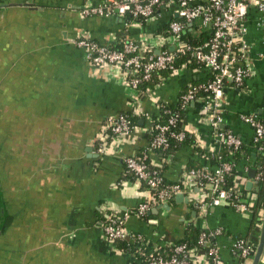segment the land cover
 I'll return each instance as SVG.
<instances>
[{"label":"crops","instance_id":"crops-1","mask_svg":"<svg viewBox=\"0 0 264 264\" xmlns=\"http://www.w3.org/2000/svg\"><path fill=\"white\" fill-rule=\"evenodd\" d=\"M103 1L0 0V264H143L134 253L105 243L100 223L109 214L131 212L149 199L124 165L126 158L147 149L148 139L133 135L115 150L98 154L96 142L104 121L129 113L134 96L116 68L90 67L75 43L79 37L108 45H119L124 36L149 40L163 34L177 15L164 9L143 22L79 15L81 7ZM256 19L254 15L246 21L245 38L253 49L250 76L243 88L225 86L220 113L221 129L242 142L234 185L252 206L258 194L254 181L247 186L248 174L261 152L253 144L252 124L242 117L264 122V37ZM209 77L204 68H187L170 76L154 95L174 107L182 92ZM203 96L185 110L191 142L163 164V176L170 183L178 180L183 166L212 169L217 164L194 146L196 140L213 145ZM140 106L153 116L158 113L149 98ZM147 124L138 121L140 128ZM149 158L159 163L162 157L151 152ZM188 196L195 199L199 192L191 188ZM175 197L168 209L156 215L151 210L147 221L133 215L127 220V230L142 235L139 247L146 255L172 246L188 220L200 230H223L208 245L219 248L225 264H243L232 250L236 238L256 248L262 210L253 215L222 202L202 214L187 196V202Z\"/></svg>","mask_w":264,"mask_h":264},{"label":"built area","instance_id":"built-area-1","mask_svg":"<svg viewBox=\"0 0 264 264\" xmlns=\"http://www.w3.org/2000/svg\"><path fill=\"white\" fill-rule=\"evenodd\" d=\"M164 9H172L178 20H170L163 34L149 40L137 42L124 36L119 45H108L79 37L75 43L83 50L84 59L90 67L116 68L134 96L129 100V113L108 117L104 121L96 142L98 154L102 155L110 149L115 150L123 140L133 135L148 134L151 137L145 151L124 160L126 172L145 186L149 199L139 203L131 212L107 215L100 223L101 238L114 248L118 241L136 242L138 249L145 255V258L141 259L143 264H225L219 256V248L216 245H208L209 240L223 234L221 228L202 230L200 233L197 244L206 248V252L196 250L192 253L184 245L172 244L166 250L146 255L139 247L142 235L131 233L125 224L132 215L144 221L143 217L148 215L153 207H161L177 195L190 198L194 209L202 214L222 202L229 203L236 211L253 213L255 205L248 203L235 185L225 186V176L234 166L229 158L241 153L243 147L240 139L234 134L221 129L223 117L220 113L225 86L230 83L236 88H243L250 76L253 49L252 44L245 38L246 21L253 10L257 18L256 27L261 29L264 37V0H104L96 6H83L78 13L83 18L119 17L143 22L159 16L160 11ZM188 34L196 43L188 41ZM184 54L189 56V64L193 63L206 69L210 80L188 87L178 104L181 110L185 111L190 103L202 96L199 94H204V120L213 132V145L206 147L196 140L195 147L203 157L213 159L217 164L212 169L208 166H183L178 180L165 185L161 167L171 156L154 163L149 155L155 150L167 149L169 139L181 144L190 133L185 126L181 131H174L180 120L179 114L175 109H166L167 104L157 100L154 91L170 76L187 69L185 64L179 68L174 66L176 58ZM161 71H169V74L161 77L159 84L143 89L140 87ZM144 98H149L154 103L157 115L143 111L140 105ZM160 114L167 116L165 123L156 122L154 119ZM131 118L146 120L148 124L146 128H140L133 124ZM242 119L252 124L253 144L260 152L264 151V125L253 116ZM224 149L225 157L220 154ZM191 188L199 192L195 199L188 196ZM184 223L186 226L191 224L189 220ZM232 250L244 264L252 259L255 249H252L247 239L236 238Z\"/></svg>","mask_w":264,"mask_h":264},{"label":"trees","instance_id":"trees-1","mask_svg":"<svg viewBox=\"0 0 264 264\" xmlns=\"http://www.w3.org/2000/svg\"><path fill=\"white\" fill-rule=\"evenodd\" d=\"M173 20H178V19L174 18ZM187 36H188L187 37L188 41H190L191 43H196L195 42L196 40H194V39L192 40V38L189 34ZM190 61L191 60H190L189 56H187L186 54L180 55L179 57L176 58L174 66L176 68H179L181 65L185 64L187 68H192V69L202 68L201 66H198V65L193 64V63H190V64H192V65H190L188 63ZM168 74H169V71L158 72L153 76L151 81L144 83L140 87H142V89H143V88L148 87V86L157 85L160 82V78L166 77V76H168ZM209 80H210V77H209L208 81ZM184 93H185V91L181 93V95L178 98V101L180 100V97L182 95H184ZM200 95L203 96L204 94H199V96ZM165 108L168 110H171V111H174V109H175L179 114L180 120H178V123H177L174 131L183 130V128L186 124V122H185V111L183 109L181 110L178 103L174 107H172L170 105H166ZM154 119L156 120V122L165 123V121L167 120V116L160 114L158 118H154ZM131 120H132L133 124L138 125L139 119L131 118ZM262 124L264 125V122H262ZM144 135L146 136V138L149 141L151 137L148 134H144ZM189 142H191V139L189 138V136H186L184 141L181 144L177 143L176 141H174L172 139H169L167 149L155 150V151H153V153L157 154V155L161 154L162 158H166V157L172 156L175 153V151L182 144L189 143ZM194 146H195V142H194ZM262 146L264 147V142H263ZM196 149H197V151L200 152V150L197 147H196ZM220 154H221V156L225 157L226 156L225 149L220 151ZM239 154L240 153H237L234 155V157L229 158L230 160L232 159L234 166H233L232 171L228 175L225 176V186L226 187H231L234 185V180L236 178V161H237V157L239 156ZM161 169H162V171L164 170V165L161 167ZM129 177H131V175H129ZM253 180H254V188L258 194V203L255 204L254 211H253V215H254V214H256L257 210H262V208H263V200H264V151H262L260 154H257L256 164H255V175L253 177ZM163 182L165 185L166 184L167 185L172 184V183L168 182L165 178H164ZM141 185L143 188H145V186L142 183H141ZM148 217L149 216L146 215L145 217H143V220L147 221ZM201 232H202V230L197 229L193 224H189L184 229V231L181 235V238L179 240H177L174 244L184 245V246H186V249H188L192 253H194L196 250L206 252V248H204L202 246L200 247L197 244L198 238H199V235ZM116 246L121 251L134 253L138 259H144L145 258V255L138 249L136 242L134 243L132 241H118L116 243ZM170 253L171 252L169 251V254Z\"/></svg>","mask_w":264,"mask_h":264},{"label":"water","instance_id":"water-1","mask_svg":"<svg viewBox=\"0 0 264 264\" xmlns=\"http://www.w3.org/2000/svg\"><path fill=\"white\" fill-rule=\"evenodd\" d=\"M254 175H255V169H251L250 173L248 174V177L251 179V181L247 183V186L250 187L252 185L254 181L253 180ZM175 198L178 201H185V202L188 201V199L185 198L184 195H177ZM161 208L168 209V204H164L161 207L157 206L156 208L152 209L151 212H153L156 215ZM263 256H264V204H263V209H262V220H261V225L259 229L258 242L254 250L250 264H261Z\"/></svg>","mask_w":264,"mask_h":264},{"label":"rangeland","instance_id":"rangeland-1","mask_svg":"<svg viewBox=\"0 0 264 264\" xmlns=\"http://www.w3.org/2000/svg\"><path fill=\"white\" fill-rule=\"evenodd\" d=\"M250 13L252 14V15H249V18L251 19V18H252V16H254V11H253V10H251V11H250Z\"/></svg>","mask_w":264,"mask_h":264}]
</instances>
